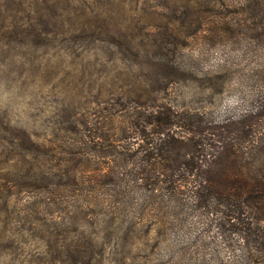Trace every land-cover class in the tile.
<instances>
[{
	"label": "rangeland",
	"instance_id": "1",
	"mask_svg": "<svg viewBox=\"0 0 264 264\" xmlns=\"http://www.w3.org/2000/svg\"><path fill=\"white\" fill-rule=\"evenodd\" d=\"M203 9L202 0H0V264L227 260V245L211 235L191 246L186 240L178 258L174 234L161 235L147 209L127 207L115 218L119 228L108 226L109 215L85 214V193L74 187L91 180V169L106 168L90 137L118 134L109 117L121 97L165 96L212 114L235 106L234 73L223 91L208 85L226 61L247 74L251 48L247 40L210 41L216 18L204 19ZM234 57L247 60L234 66ZM45 183L51 191L33 186ZM139 219L142 227L129 228Z\"/></svg>",
	"mask_w": 264,
	"mask_h": 264
},
{
	"label": "trees",
	"instance_id": "2",
	"mask_svg": "<svg viewBox=\"0 0 264 264\" xmlns=\"http://www.w3.org/2000/svg\"><path fill=\"white\" fill-rule=\"evenodd\" d=\"M202 1L204 19L216 18L208 28L210 41L247 40L251 48V53L245 52L248 60L231 61L237 66L246 59L247 74L225 68L226 61L208 85L223 91L234 73L240 86L235 106L212 114L179 108L165 96L143 101L121 97L114 106L116 114L109 117L110 132L118 134L90 137L91 149L99 151L96 155L106 168L91 169V180H77L74 187L85 193V214L109 215L111 227L119 228L115 218L127 207L132 213L151 211L149 222L160 234H174L171 248H177L172 254L178 258V247L186 240L191 246L211 235L227 245L228 258L222 264H264V0ZM165 87L159 85L161 92ZM97 138L109 142L99 145ZM33 186L52 190L46 183ZM148 198L151 205L145 207ZM53 215L47 211V216ZM129 224L132 229L142 227L141 219ZM175 259L171 257L172 264L179 261Z\"/></svg>",
	"mask_w": 264,
	"mask_h": 264
}]
</instances>
